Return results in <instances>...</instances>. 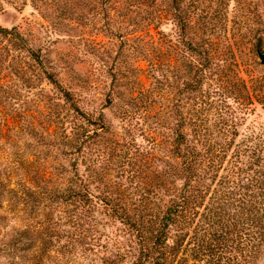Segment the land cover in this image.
Returning a JSON list of instances; mask_svg holds the SVG:
<instances>
[{"label": "trees", "instance_id": "obj_1", "mask_svg": "<svg viewBox=\"0 0 264 264\" xmlns=\"http://www.w3.org/2000/svg\"><path fill=\"white\" fill-rule=\"evenodd\" d=\"M25 1L82 33L116 122L0 26V137L35 139L0 143V207L98 264H264L263 43L228 28L230 6L245 23L255 0Z\"/></svg>", "mask_w": 264, "mask_h": 264}, {"label": "rangeland", "instance_id": "obj_2", "mask_svg": "<svg viewBox=\"0 0 264 264\" xmlns=\"http://www.w3.org/2000/svg\"><path fill=\"white\" fill-rule=\"evenodd\" d=\"M252 11L255 17L243 23L236 17L232 4L229 8L228 28L230 34L239 42L260 39L263 43L260 51L264 52V0H255ZM0 26L17 27L29 39L35 50L40 51L45 59L54 62L62 85L74 94L84 111H103L108 117L113 118L110 108L105 106L111 75L109 72L101 75L94 72V69L99 68L101 64L93 62L96 57L92 54L84 56V40H80L82 35L80 31L73 32L72 35L53 32L50 23L30 1L25 0H0ZM249 61L253 62V60ZM255 61L260 63L259 54ZM141 64L145 66V63ZM169 75L170 80L173 81V77ZM84 79L88 81L87 85H84ZM43 86L48 91L52 90V86L47 82H43ZM259 115L260 121H264V110L260 111ZM113 119L116 122V119ZM22 136L7 134L0 137V143L4 150L12 152L10 146L3 143L15 139L23 151L25 144L34 143L35 139ZM11 186L15 187L14 183ZM0 216H2L0 217V264H98L99 262V255H89L88 258H84L81 249L72 253L69 247L71 238L67 233L58 243L60 247L49 245L44 234L42 236L36 229V226L38 228V224H35L36 220L32 223L30 220L33 218L30 219V214L23 212L20 204L12 205L7 201L4 202L0 207ZM26 229L27 231L18 234Z\"/></svg>", "mask_w": 264, "mask_h": 264}, {"label": "water", "instance_id": "obj_3", "mask_svg": "<svg viewBox=\"0 0 264 264\" xmlns=\"http://www.w3.org/2000/svg\"><path fill=\"white\" fill-rule=\"evenodd\" d=\"M259 57H260V64L264 65V52H259Z\"/></svg>", "mask_w": 264, "mask_h": 264}]
</instances>
